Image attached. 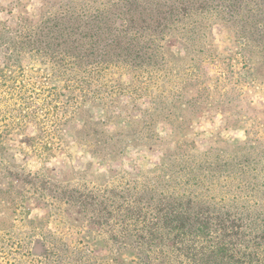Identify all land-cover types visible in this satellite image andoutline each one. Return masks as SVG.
<instances>
[{"label": "rangeland", "instance_id": "1", "mask_svg": "<svg viewBox=\"0 0 264 264\" xmlns=\"http://www.w3.org/2000/svg\"><path fill=\"white\" fill-rule=\"evenodd\" d=\"M46 1L54 2L0 0V17L10 25L23 11L38 19L41 2ZM236 26L219 27L213 44H204V51L195 52L192 60L180 59L171 73L104 76L91 86L84 84V89L101 88L104 95L119 92L121 102L114 110L120 117L108 125L101 123L104 111L92 107H87L92 125H83L82 117L67 122L71 109L67 82L40 61H24L0 73V138L33 173L24 188L29 189L32 204H41L33 206L30 217L44 222L34 229L16 220L10 233L51 235L68 240L69 249L78 246L85 254L93 249L106 254L113 247L112 237L152 229L162 214L150 212V204L173 207L184 188L207 201L222 185L247 188L241 198L250 194L264 178V68L253 63L256 52L236 42ZM100 82H109L108 88V83ZM163 100L177 107L171 121L160 117ZM101 147L99 156L94 151ZM108 147L118 149L106 155ZM236 155L253 160L249 171L236 174L242 177L214 185L207 180L200 187L194 174L188 183L181 180L189 176L183 166ZM249 201L264 203V195H252ZM100 239L110 240L108 247H100ZM13 250L0 248V264L25 258Z\"/></svg>", "mask_w": 264, "mask_h": 264}, {"label": "trees", "instance_id": "2", "mask_svg": "<svg viewBox=\"0 0 264 264\" xmlns=\"http://www.w3.org/2000/svg\"><path fill=\"white\" fill-rule=\"evenodd\" d=\"M41 4L38 19L23 11L10 25L0 17V73L24 61H40L51 73L65 78L71 107L67 122L82 117L83 125H92L87 107L104 111L102 124L114 122L120 117L114 110L121 102L119 92L104 95L101 88L84 89V84L91 86L104 76L171 73L180 59L203 52L204 44H213L220 28L237 25L236 42L256 52L253 63L264 68V0H54ZM106 83L107 89L109 82H100ZM163 101L160 117L171 121L177 107ZM99 132L105 134L104 129ZM101 149L94 153L101 156ZM117 149L108 147L106 155ZM252 162L238 155L213 163L197 162L183 166L189 176L181 180L188 183L194 174L197 187L207 180L214 185L249 171ZM33 177L6 139L0 138V213L6 212L0 216V248L11 246L16 248L13 254L25 256L14 257L11 264H264V203L249 201L252 195H264V178L244 198L240 193L247 188L238 190L242 185L217 187L212 201L184 188L173 207L150 204V212L162 214L152 222V229L112 237L113 247L106 254L95 249L85 254L78 246L69 249V241L60 237L10 233L16 220L34 229L44 223L30 217L36 204L24 186ZM160 221L162 225L155 228ZM97 242L104 248L110 244L107 239Z\"/></svg>", "mask_w": 264, "mask_h": 264}]
</instances>
